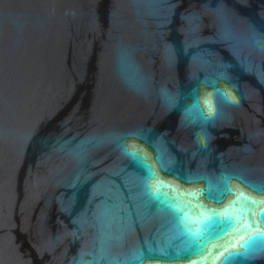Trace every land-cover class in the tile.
<instances>
[{"label":"water","instance_id":"95a60500","mask_svg":"<svg viewBox=\"0 0 264 264\" xmlns=\"http://www.w3.org/2000/svg\"><path fill=\"white\" fill-rule=\"evenodd\" d=\"M136 148L177 202L227 182L258 221L264 0H0V264H264L229 257L264 226L197 251Z\"/></svg>","mask_w":264,"mask_h":264},{"label":"snow or ice","instance_id":"6c2138e0","mask_svg":"<svg viewBox=\"0 0 264 264\" xmlns=\"http://www.w3.org/2000/svg\"><path fill=\"white\" fill-rule=\"evenodd\" d=\"M197 95H199V91H197ZM203 105L204 107L201 109L202 115L211 116L214 114V106L206 94ZM197 106H199V102ZM132 155L143 166L145 185L148 192L154 200L161 204H166L172 210L182 226L184 234L193 242L197 251H203V244L212 235L222 237L230 229H236L237 234H239L241 231L264 226V209L261 210L258 221L252 219L250 211L234 212V209L242 200L253 206L258 205L259 201L250 200L241 194L230 201L228 205L223 204L224 197L231 192L227 182H225L223 189L215 193L211 188H201L189 193L191 200L177 202V198L171 196L168 191L172 185L159 175L149 157L142 154L139 148L133 149ZM149 181H154V183H149ZM201 197L214 200L217 206L213 207L204 203ZM241 221L246 222L241 224ZM237 225H241V227L237 228ZM253 239H264V236L257 232L255 237H250L248 241L240 244V248L244 249L243 252H231L229 257H237L243 261L250 251L249 242Z\"/></svg>","mask_w":264,"mask_h":264}]
</instances>
